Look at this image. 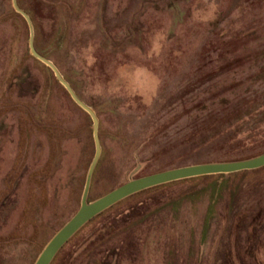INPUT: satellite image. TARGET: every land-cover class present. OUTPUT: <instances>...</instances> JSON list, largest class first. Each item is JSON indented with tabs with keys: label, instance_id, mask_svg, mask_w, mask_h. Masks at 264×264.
I'll use <instances>...</instances> for the list:
<instances>
[{
	"label": "rangeland",
	"instance_id": "obj_1",
	"mask_svg": "<svg viewBox=\"0 0 264 264\" xmlns=\"http://www.w3.org/2000/svg\"><path fill=\"white\" fill-rule=\"evenodd\" d=\"M16 2L34 48L98 115L89 200L129 178L264 152V0ZM14 10L0 0V264H33L80 204L94 145L89 115L30 54ZM247 171L130 199L53 264L123 223L101 262L113 248L121 264H264V166Z\"/></svg>",
	"mask_w": 264,
	"mask_h": 264
},
{
	"label": "water",
	"instance_id": "obj_2",
	"mask_svg": "<svg viewBox=\"0 0 264 264\" xmlns=\"http://www.w3.org/2000/svg\"><path fill=\"white\" fill-rule=\"evenodd\" d=\"M14 11L21 15L29 30V51L30 54L37 60L43 62L53 73L57 82L64 88V90L71 97V100L89 115L91 120L92 141L94 145V152L91 161L86 170L84 187L82 188L80 204L73 215L60 226L55 233L47 240L44 247H42L38 256L35 257L33 264H50L53 257L57 254L59 249L70 239L86 222L91 220L95 215L97 216L109 206L116 204L128 195H132L145 188H151L163 183H169L180 179H188L196 176H205L212 174H228L233 172H240L250 169H258L264 166V152L248 157L242 160H228V161H213V162H199L190 165H180L170 169H164L154 173H148L136 178H129L124 183L116 188H112L98 198L88 200V191L91 186V179L93 170H95L98 163L100 153L102 152L101 143L99 140V120L96 112L82 101L73 88L65 80L64 76L59 72L54 63L48 60L47 57L40 54L34 48L33 26L29 15L20 8L16 0H12Z\"/></svg>",
	"mask_w": 264,
	"mask_h": 264
},
{
	"label": "trees",
	"instance_id": "obj_3",
	"mask_svg": "<svg viewBox=\"0 0 264 264\" xmlns=\"http://www.w3.org/2000/svg\"><path fill=\"white\" fill-rule=\"evenodd\" d=\"M26 11H28V10L26 9ZM16 15L21 17L17 13H16ZM55 82H56V84L58 86H60L64 90V88L59 83H57V80ZM64 92H65V94L67 96H69L68 93L65 90H64ZM71 102H73V101H71ZM82 112H84V111H82ZM84 113H86V112H84ZM91 135H89L90 136L89 137L90 140L92 139ZM246 172H248V171L246 170V171L233 172V173H228V174H219L218 173V174L205 175V176L200 175V176H196V177H192V178H188V179L176 180V181L169 182V183L166 182V183H163V184L151 187V188H145V189L140 190V191H138V192H136V193H134L132 195L130 194L127 197H125L124 199H122L119 202H117L116 204H113V205L109 206L108 208L103 210L101 213H99L97 216L95 215L91 220L86 222L70 239L67 240V242L62 246V248L59 249L57 254L51 260L50 264H53L56 260H58L56 258L62 255V253L64 252V250H65V248L67 246V244L71 241V239H73L77 234H79L83 230V228H85L88 225L92 224L93 222L99 220L104 214H106L107 212H109L113 208L116 209L119 205H121L122 203H124V202H126V201H128L130 199L132 200V199L136 198L137 196H139V195H141V194H143L145 192H152L155 189H158V188L163 187V186H171V185L178 184V183H181V182L185 183V182H189V181H193V180H200V179L203 180V179H207V178H211V177H213L214 179H217V178H228V177L234 176L235 174H242V173H246ZM145 209L143 210V212H140L138 215L135 214V218L139 217L138 218L139 219L138 223H140L147 216L148 210L146 211ZM140 216H141V218H140ZM121 226L122 227L118 228L117 226H113L112 224H104L103 226L100 227V229L95 230L94 233H92V235H91L92 238L90 237L88 239V241H86V242H90L93 239L96 240L97 242H94L89 248H87L86 252L83 253V255L81 257H79L78 259L76 258V260L66 261V263L67 264H121V263H118V261H119V259L121 260L122 258H124L125 255H120L119 256L120 258H119L118 255L115 254L116 252H115V249L113 250V248L110 250L112 253H111V256L109 257L110 258L109 262H101V261H103V259H105V257L108 256L107 251L104 250V252H103V254L101 256L98 254V249H99V247L101 245H103V242L113 239L115 237L116 233H118L123 228L127 227V226L124 225V223L121 224ZM86 245H87V243L83 244L81 246V247H83L81 250H83ZM89 260H92V261H89Z\"/></svg>",
	"mask_w": 264,
	"mask_h": 264
}]
</instances>
